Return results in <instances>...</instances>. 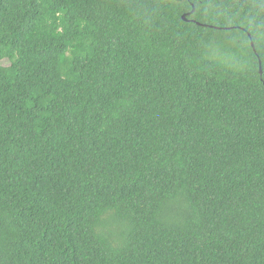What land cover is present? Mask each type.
I'll return each instance as SVG.
<instances>
[{
	"label": "trees",
	"instance_id": "16d2710c",
	"mask_svg": "<svg viewBox=\"0 0 264 264\" xmlns=\"http://www.w3.org/2000/svg\"><path fill=\"white\" fill-rule=\"evenodd\" d=\"M0 264H264V0H0Z\"/></svg>",
	"mask_w": 264,
	"mask_h": 264
},
{
	"label": "water",
	"instance_id": "95a60500",
	"mask_svg": "<svg viewBox=\"0 0 264 264\" xmlns=\"http://www.w3.org/2000/svg\"><path fill=\"white\" fill-rule=\"evenodd\" d=\"M183 18H184V19H187V15H186V14H184V15H183ZM205 25H206V24H205ZM251 43H252V46L254 47V42H253V41H251ZM261 72H262V68H261Z\"/></svg>",
	"mask_w": 264,
	"mask_h": 264
},
{
	"label": "rangeland",
	"instance_id": "374dc122",
	"mask_svg": "<svg viewBox=\"0 0 264 264\" xmlns=\"http://www.w3.org/2000/svg\"><path fill=\"white\" fill-rule=\"evenodd\" d=\"M2 63H4V64H8V61H7V60H4Z\"/></svg>",
	"mask_w": 264,
	"mask_h": 264
}]
</instances>
